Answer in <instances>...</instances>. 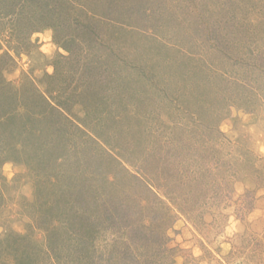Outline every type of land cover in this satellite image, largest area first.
Segmentation results:
<instances>
[{"label":"rangeland","instance_id":"374dc122","mask_svg":"<svg viewBox=\"0 0 264 264\" xmlns=\"http://www.w3.org/2000/svg\"><path fill=\"white\" fill-rule=\"evenodd\" d=\"M0 56V264H264V0H0Z\"/></svg>","mask_w":264,"mask_h":264},{"label":"trees","instance_id":"16d2710c","mask_svg":"<svg viewBox=\"0 0 264 264\" xmlns=\"http://www.w3.org/2000/svg\"><path fill=\"white\" fill-rule=\"evenodd\" d=\"M43 21V19H42ZM10 57V56H9ZM10 61H12V58L10 57ZM4 65L2 63V57L0 56V121H4L3 119H7L10 115L9 109L12 111L14 109V105L16 102H12L11 99L15 98V93L12 92V88L8 82L4 79L3 75ZM17 105H22L21 102H17ZM1 123V122H0ZM2 124H4L2 122ZM123 207V205L121 206Z\"/></svg>","mask_w":264,"mask_h":264}]
</instances>
